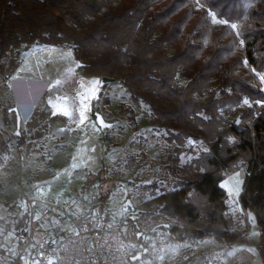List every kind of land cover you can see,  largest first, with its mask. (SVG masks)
<instances>
[{"label": "trees", "instance_id": "16d2710c", "mask_svg": "<svg viewBox=\"0 0 264 264\" xmlns=\"http://www.w3.org/2000/svg\"><path fill=\"white\" fill-rule=\"evenodd\" d=\"M209 11L223 22L221 29L212 27ZM42 47L72 50L82 74L116 79L133 103L148 107L170 137H191L207 145L190 162L196 165L195 176H175L151 200L161 212L200 224L172 225L173 241L212 236L230 245L245 239V230L235 228L221 185L232 162L244 154L247 175L240 203L259 226L264 264V107L233 111L244 98L264 102V85L253 84L255 74L264 75V0H0V120L7 127L18 122L10 98L9 105L5 101L8 81L25 56ZM205 92L204 102L194 100ZM221 109L228 118L239 119L218 126ZM43 117L33 116L30 127ZM15 137L18 145L24 144L21 136ZM105 173L103 169L88 183H108ZM112 189L100 190L102 213ZM28 213L18 222L21 232ZM40 220L41 229L45 222ZM121 229L127 252L140 244L136 232ZM26 241L20 239L19 252ZM17 260L13 264H21ZM4 261L0 245V264ZM31 264L43 263L31 257Z\"/></svg>", "mask_w": 264, "mask_h": 264}, {"label": "rangeland", "instance_id": "374dc122", "mask_svg": "<svg viewBox=\"0 0 264 264\" xmlns=\"http://www.w3.org/2000/svg\"><path fill=\"white\" fill-rule=\"evenodd\" d=\"M209 19L214 29L223 24L213 11H209ZM58 49L40 51L25 62L30 70L38 63L46 65L44 71L48 73L50 70L62 74L58 88L41 103L44 117L36 119L39 122L36 127L31 128V121L24 117L16 127L15 124L7 127L0 120V245L5 252L4 264H13L18 257L20 239L26 240L32 228L40 229L38 213L30 214L22 232L18 228L23 214L28 213L29 200L63 206L79 197L93 196L99 200L100 190L112 187L104 214L124 230L129 227V234L136 232L141 240L128 251L132 260L144 254L172 255L184 243L171 239L170 227L198 228L200 224H189L173 214L161 212L160 205L151 200L161 193L160 185L174 182L175 176H195L196 165L190 162L207 151V145L191 137H170L160 122L153 119L148 107L133 103L116 79L102 86L93 101L90 121H83L79 128L84 116L81 117V101L87 97V86L94 77L80 72V63L72 50ZM255 75L253 84L263 88L264 75ZM7 89L5 101L9 105ZM206 96L208 92L197 95L194 100L204 102ZM56 103H67L68 111L63 114L55 110ZM263 107V100L244 98L239 109L233 111H258ZM228 119L235 121L239 117L228 118L221 109L217 125L226 126ZM15 135L21 136L24 144L18 145ZM243 155L232 162L221 185L235 228L245 230V239L230 245L219 244L212 236L187 241L198 252L188 264H262L258 251L259 226L253 213L245 212L240 203L247 175V158ZM103 169L108 183L99 185L97 180L88 183ZM87 183L90 188L86 190Z\"/></svg>", "mask_w": 264, "mask_h": 264}, {"label": "built area", "instance_id": "2783aa9c", "mask_svg": "<svg viewBox=\"0 0 264 264\" xmlns=\"http://www.w3.org/2000/svg\"><path fill=\"white\" fill-rule=\"evenodd\" d=\"M98 201L79 197L59 206L29 200V213L40 214L46 227L30 230L17 261L31 264L35 257L43 264H188L198 255L196 246L187 242L167 257L158 253L131 260L121 225L100 211Z\"/></svg>", "mask_w": 264, "mask_h": 264}, {"label": "crops", "instance_id": "0c3cea01", "mask_svg": "<svg viewBox=\"0 0 264 264\" xmlns=\"http://www.w3.org/2000/svg\"><path fill=\"white\" fill-rule=\"evenodd\" d=\"M54 50L57 51L59 49L55 47H42L28 53L25 56L20 68L8 81L7 87L9 91L10 102L13 106L11 110H13L16 113L18 124H20V122L24 118L25 120H29L30 122L33 118L32 116L33 115L35 116V114L38 111H40L41 113L44 112V110H40L41 103H43V101L46 102V96L49 95V93L54 92V90L58 88L60 84L58 83L59 76L62 75L50 70H48L50 72L48 73L46 72V70L44 71V68H46L47 66L38 63H36V66L32 70H30L28 69V67L25 66L26 65L25 62L31 59L40 51H54ZM95 80L96 79L94 78L91 82H89V86H87L88 89L85 93L87 97H85L81 101L82 102L81 117L82 115L84 116L80 120L82 121L84 120L85 122L86 120L88 122L90 121L89 119L90 112L92 111L91 110L92 107L90 106H93L92 101H94V99L97 97V94L95 96L93 94V87L95 84ZM65 104L56 103L55 105H57V108H55V110L63 111L62 113L64 114L69 109L68 104L67 105ZM81 125L82 122L79 121L78 127L81 128Z\"/></svg>", "mask_w": 264, "mask_h": 264}, {"label": "water", "instance_id": "95a60500", "mask_svg": "<svg viewBox=\"0 0 264 264\" xmlns=\"http://www.w3.org/2000/svg\"><path fill=\"white\" fill-rule=\"evenodd\" d=\"M94 78L96 79L95 82H96L98 79L101 80V84H100L99 91H100V89L102 88V86H105V85H107V84H110V83L115 82V79L110 78V77H94ZM99 91L97 92V96H98V94H99Z\"/></svg>", "mask_w": 264, "mask_h": 264}, {"label": "bare ground", "instance_id": "6f19581e", "mask_svg": "<svg viewBox=\"0 0 264 264\" xmlns=\"http://www.w3.org/2000/svg\"><path fill=\"white\" fill-rule=\"evenodd\" d=\"M100 84H101V80L100 79H98L96 82H95V84H94V87H93V94H94V96L97 94V92L99 91V88H100ZM91 88V87H90ZM90 90V89H89ZM88 90V91H89ZM90 95V94H89ZM93 102V101H92ZM88 107V106H87ZM90 107H92V106H90ZM86 115H87V113H86ZM83 118V117H82ZM82 123H83V121L82 120H80ZM87 121V120H86ZM82 126V125H81Z\"/></svg>", "mask_w": 264, "mask_h": 264}]
</instances>
